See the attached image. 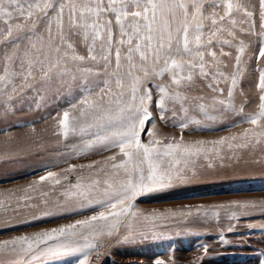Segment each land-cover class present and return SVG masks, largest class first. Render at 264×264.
<instances>
[{
    "label": "rangeland",
    "instance_id": "374dc122",
    "mask_svg": "<svg viewBox=\"0 0 264 264\" xmlns=\"http://www.w3.org/2000/svg\"><path fill=\"white\" fill-rule=\"evenodd\" d=\"M0 153V264H264V0H0Z\"/></svg>",
    "mask_w": 264,
    "mask_h": 264
},
{
    "label": "crops",
    "instance_id": "0c3cea01",
    "mask_svg": "<svg viewBox=\"0 0 264 264\" xmlns=\"http://www.w3.org/2000/svg\"><path fill=\"white\" fill-rule=\"evenodd\" d=\"M16 153L14 154L16 157H18L17 159H19V156H20V154H19V152H17V151H15ZM3 156H6L7 158H9L10 157V154L9 153H0V158L1 157H3ZM22 156H25L26 158L28 157V155H26V154H24V155H22ZM10 159V158H9ZM28 177H30V176H28ZM27 178L25 177V178H22L21 180H26ZM18 196L19 197H23V196H29V191H21V192H19L18 193ZM18 199V198H17Z\"/></svg>",
    "mask_w": 264,
    "mask_h": 264
}]
</instances>
